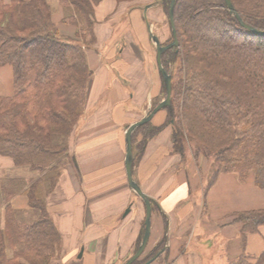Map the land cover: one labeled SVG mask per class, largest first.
<instances>
[{
  "label": "trees",
  "instance_id": "1",
  "mask_svg": "<svg viewBox=\"0 0 264 264\" xmlns=\"http://www.w3.org/2000/svg\"><path fill=\"white\" fill-rule=\"evenodd\" d=\"M61 1L71 14L64 21L92 36L91 1ZM230 1L245 25L264 32V0ZM162 3L168 16L171 0ZM51 14L48 0L0 2V67L12 68L14 84L12 96L0 95V156L30 174L0 178V264H50L60 239L45 198L63 171L92 73L83 46L61 37ZM173 21L178 46L161 55L171 77L166 122L135 129L132 147L142 153L171 124L175 153L193 142L195 156L212 159L209 185L218 174H234L264 190V35L241 26L224 0H174ZM19 194L25 209L11 201ZM236 219L244 233L255 232L264 227V209ZM257 261L264 264V254Z\"/></svg>",
  "mask_w": 264,
  "mask_h": 264
},
{
  "label": "crops",
  "instance_id": "2",
  "mask_svg": "<svg viewBox=\"0 0 264 264\" xmlns=\"http://www.w3.org/2000/svg\"><path fill=\"white\" fill-rule=\"evenodd\" d=\"M90 1L94 43L86 45L81 25L64 21L71 15L64 3L48 0L52 23L61 37L83 44L92 73L82 119L69 139L71 163L45 198L60 236L50 264H124L143 237L145 205L127 182L125 133L147 117L159 92L161 74L151 50L154 38H168L165 17L160 0ZM171 131L162 129L132 163L133 180L152 208L149 239L135 264H257L264 254V227L244 233L236 218L264 209V190L234 174H219L207 185L204 175L212 169L207 159L176 154ZM16 171L22 173L0 156V177ZM11 201L27 207L24 194Z\"/></svg>",
  "mask_w": 264,
  "mask_h": 264
},
{
  "label": "water",
  "instance_id": "3",
  "mask_svg": "<svg viewBox=\"0 0 264 264\" xmlns=\"http://www.w3.org/2000/svg\"><path fill=\"white\" fill-rule=\"evenodd\" d=\"M226 7L229 11V13L236 18V20L239 22L241 26L246 28L247 30L258 34V35H264V32L258 31L252 27H249L244 24L242 21L240 15L236 12L234 9L232 3L230 0H224ZM173 5L174 0H171L170 9L168 13L169 23L172 30V37L173 41L167 45V46H160V43L154 38V42L156 44V62H157V68L159 73L162 76L164 85H165V98L163 101H161L152 111L151 113L144 119L140 120L139 122H136L132 125H130L125 133V142H126V150H125V160H124V167H125V174L127 178V182L129 187L134 191L136 195H138L144 202L145 205V220H144V233L142 237L141 244L139 245L137 251L135 254L124 264H133L134 261L138 259V257L143 253L150 234V216H151V203L150 200L146 197V195L140 190L139 186L134 182L132 177V163H133V157H132V143H131V136L135 129H137L139 126H142L149 122L152 117L159 112L160 110L167 108L170 106V99H171V77L170 75L164 70L161 63V55L164 51L178 46V40L176 38V31L174 28V21H173ZM129 210L127 209L125 214H127Z\"/></svg>",
  "mask_w": 264,
  "mask_h": 264
},
{
  "label": "rangeland",
  "instance_id": "4",
  "mask_svg": "<svg viewBox=\"0 0 264 264\" xmlns=\"http://www.w3.org/2000/svg\"><path fill=\"white\" fill-rule=\"evenodd\" d=\"M163 0H160V1H158V4L160 5V7L162 8V13H163V15H164V17H165V25H163L164 27H165V30H166V33H167V36H168V38H167V40H165V39H163V38H161V40L159 41L160 42V46H167V45H169L172 41H173V37H172V30H171V27L169 26V18H168V16H167V13H166V9L163 7ZM164 20V19H163ZM158 27V26H157ZM167 28V29H166ZM155 31V33L157 32L156 30H154ZM155 33L153 34V37H155L156 35H155ZM155 35V36H154ZM80 36H82V40H81V43H83V44H88V45H91V44H93L94 43V41L92 40V36H89V34H88V32H82L81 34H80ZM176 38H177V36H176ZM178 40V39H177ZM162 42V43H161ZM83 44H81V46L83 45ZM154 44V43H153ZM155 45L156 44H154V45H152V50H151V57H152V62H153V59L155 58V56L157 55V53L155 52L156 51V47H155ZM85 51V50H84ZM163 67V66H162ZM176 66L175 65H169L168 66V68L170 69V71H172L173 72V69L175 68ZM165 70V69H164ZM1 79H3V84L0 82V95H3V96H12L13 95V93H14V84H13V72H12V68L9 66V65H5V66H2V67H0V81H1ZM162 83L164 84V82H163V79H162V77L160 76V80H159V92H158V94L155 96V97H153L152 98V103H151V105H150V110H148V113H147V116L151 113V111L161 102V101H163L164 100V98H165V93H163V91H162ZM164 87H165V85H164ZM162 113L163 114H165L164 115V120H162L161 122L159 121V123H156V120H158V119H160L161 117V115H162ZM167 114H168V112L166 111V110H164V109H162V110H160L159 112H157L153 117H152V119L149 121V122H147L146 124H150L151 126L150 127H153V128H157L158 126H160V125H163L166 121V118H167ZM145 125V124H144ZM140 127V126H139ZM165 127H171V129H173V127H172V125L171 124H169V125H165ZM164 127V128H165ZM163 128V129H164ZM76 130V129H75ZM75 130H74V132H75ZM139 130V132L137 131L136 133H135V135H134V140H135V142H137V144H139L140 142H141V139H143L142 138V133H140V129H138ZM74 132H73V134H74ZM134 133V132H133ZM132 133V134H133ZM171 133H172V131H171ZM132 137V136H131ZM69 145H70V142L68 143ZM136 144V145H137ZM193 142L192 143H187V142H185V152H184V156L186 155V152H187V154L188 153H191V154H193V156H194V158L196 159V160H198V156H200V155H198V156H195V154H194V152H193ZM68 145V157L64 160V167H63V170H64V168H66V166L68 165V164H70L71 163V158H70V151H69V146ZM139 146V145H138ZM133 149H134V157H133V161L135 160V162L134 163H137L138 161H139V159L141 158V155H142V153H141V150H140V148L139 149H136V147H133ZM144 151V150H143ZM176 154H178V153H176ZM202 156V155H201ZM69 158V159H68ZM201 159H202V157H201ZM200 159V160H201ZM202 164V163H201ZM214 163H213V161H212V159H208V160H206V168L207 169H209V168H212L211 170H210V174L209 175H207V173L205 172V175H204V177L206 178V176H207V180H208V182H207V185H209V182H210V180H211V178L213 177L214 178V176H215V172H214ZM14 167V166H13ZM21 170L22 171V173L20 172L19 173V171H16V172H18V173H16V175L15 176H18V175H21V176H30V174L29 173H27V171H25L24 169H21V168H15L14 167V170ZM219 175V174H218ZM218 175H217V177H218ZM61 176V175H60ZM217 177H216V179H217ZM1 178V177H0ZM250 182H253V179H252V177H250ZM0 228L2 229L3 228V224H0ZM143 231H144V224H143ZM142 231V234L144 233ZM11 254V251L8 253V255H10Z\"/></svg>",
  "mask_w": 264,
  "mask_h": 264
}]
</instances>
